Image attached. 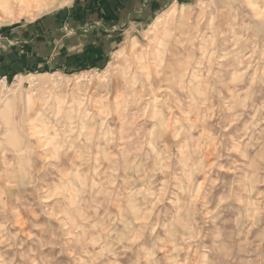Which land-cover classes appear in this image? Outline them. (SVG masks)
Masks as SVG:
<instances>
[{
    "label": "rangeland",
    "instance_id": "1",
    "mask_svg": "<svg viewBox=\"0 0 264 264\" xmlns=\"http://www.w3.org/2000/svg\"><path fill=\"white\" fill-rule=\"evenodd\" d=\"M15 6L0 15V264H264V0ZM59 13L97 42L40 49V66L34 26Z\"/></svg>",
    "mask_w": 264,
    "mask_h": 264
},
{
    "label": "crops",
    "instance_id": "2",
    "mask_svg": "<svg viewBox=\"0 0 264 264\" xmlns=\"http://www.w3.org/2000/svg\"><path fill=\"white\" fill-rule=\"evenodd\" d=\"M73 12H74L73 16L78 17L79 16L78 13L81 12V10L80 11L74 10ZM119 13L120 12L118 10L115 11L116 15H119ZM110 16H112V15H107V19H110ZM69 17L70 16L67 14H60L59 13L57 15H53V16L43 18V20L41 22L37 23V25L34 26V27H40L41 29L44 30V32L40 34L41 36L44 37L43 45L39 42L38 43L36 42L34 44H29L27 47H28L29 52L32 51V52H34L33 55L35 54V56H37L38 64L40 66L45 65L46 63L49 64L48 58H50L48 54H44V53L41 54L42 50L45 53L50 52V54H51V52H52L51 50H53V48H54V53L58 54V53H60L61 48H66L68 50L67 54H74V53L81 52V51L85 50L87 46H90L92 43L94 44L95 42H97L96 41L97 37L95 35L90 34V32H93L94 29H90V30L84 29V31L88 30V32L85 34H82L80 36V34L78 32H75L74 28H72L75 25H71V21H73V20L75 21V19L72 20ZM103 19L104 18L101 17L100 19H97L96 21L91 22V24H89L88 22H85V24H83L84 26L81 24V25L76 26V27H88L89 25H90L89 27H95V28L101 27L100 25H103L102 24ZM56 20L59 21V22L57 21V25L59 24L60 27H66L65 29H66V31H68L65 34H63L64 36H62L61 39L52 38L53 33L56 34L57 30H55L54 28H51V27H56V26H52V24H54L56 22ZM69 27H71L72 29ZM40 35H38V34L35 35L33 38H31V41H29V42H34V40L36 38L38 39L40 37ZM93 36H95V37H93ZM26 42H28V41H26ZM40 49H41V51H40ZM21 51L23 52V49H21L20 52ZM92 60L93 59L89 60L87 57H84V59L80 60L79 62H81V63H85L87 61L92 62ZM25 63H26L25 69L33 68L30 60L25 61ZM46 73H48V72L36 73L35 75L39 76L41 74H46ZM31 74H34V73H31Z\"/></svg>",
    "mask_w": 264,
    "mask_h": 264
},
{
    "label": "bare ground",
    "instance_id": "3",
    "mask_svg": "<svg viewBox=\"0 0 264 264\" xmlns=\"http://www.w3.org/2000/svg\"><path fill=\"white\" fill-rule=\"evenodd\" d=\"M71 1V0H70ZM25 4V0H20L19 2H18V0H0V11H1V13H0V15H3V14H9L10 13V11L12 10V9H14L16 6L15 5H24ZM161 21V19H159L157 22H160ZM42 75H47V73L46 74H42ZM51 75H53V74H51ZM31 77H32V79L34 80L35 78H36V76L37 75H35V74H31L30 75ZM40 76V75H39ZM18 79L20 80V79H23V76L22 75H20V76H18ZM10 102L11 101H7L6 102V105H5V121H6V123L8 124V128H7V130L5 131V136H6V138H10L11 136H14V135H16L17 133L15 132V128L13 129L12 127H10V121H9V119H8V107H10ZM19 136V135H18ZM19 139H20V136H19ZM10 141V140H9ZM12 141H14V139H13V137H12ZM16 142V141H15ZM20 142V141H19ZM16 145V144H15ZM14 146V145H13ZM25 148V147H24ZM13 149H15V150H17V151H19V150H21L22 148L21 147H17V146H15V147H13ZM24 153H25V150H24ZM26 154H27V152H26ZM21 157V156H20ZM25 158V157H24ZM21 159V158H20ZM139 256V255H138Z\"/></svg>",
    "mask_w": 264,
    "mask_h": 264
}]
</instances>
